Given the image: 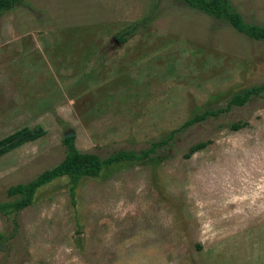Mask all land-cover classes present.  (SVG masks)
Here are the masks:
<instances>
[{
	"label": "rangeland",
	"instance_id": "rangeland-1",
	"mask_svg": "<svg viewBox=\"0 0 264 264\" xmlns=\"http://www.w3.org/2000/svg\"><path fill=\"white\" fill-rule=\"evenodd\" d=\"M228 1L264 25V0ZM258 85L264 42L180 0H24L0 16V139L46 134L0 157V202L64 159L66 134L100 158L139 152ZM74 200L60 178L0 215V264H264V96L83 178Z\"/></svg>",
	"mask_w": 264,
	"mask_h": 264
},
{
	"label": "trees",
	"instance_id": "trees-1",
	"mask_svg": "<svg viewBox=\"0 0 264 264\" xmlns=\"http://www.w3.org/2000/svg\"><path fill=\"white\" fill-rule=\"evenodd\" d=\"M24 0H0V16L9 10L15 9ZM189 8L202 12L216 20L228 23L233 29L240 34L253 39L255 41L264 42V25H253L246 23L237 12L233 11L228 0H180ZM142 26V24L134 23L121 33L114 36L117 44L124 45L129 38L134 36ZM94 56V55H93ZM264 96V85L252 86L230 96L227 105L218 110L204 109L201 112L193 114L180 127L184 130L197 124L205 122L209 118H216L224 112H228L232 107H243L251 99ZM246 126L245 124L232 123L228 128L231 131H239ZM179 130L171 131L166 138L151 142L145 149L139 152L133 150H119L111 153L105 158H100L92 153H81L74 146V136L62 139L65 149L64 159L52 167L37 175L34 179L26 183H18L8 187L6 196L13 199L0 202V215L4 217H13L19 212L32 205L37 191L52 182L66 178L68 181V193L74 204L76 190L83 178H96L104 169L115 164L125 161H145L150 159L158 149L167 147L171 144L174 135ZM46 132L40 126H24L11 134L0 139V157L9 152L23 146L26 143L34 142L43 136ZM210 141L198 142L193 145L185 159L191 158L195 153L205 149Z\"/></svg>",
	"mask_w": 264,
	"mask_h": 264
},
{
	"label": "water",
	"instance_id": "water-1",
	"mask_svg": "<svg viewBox=\"0 0 264 264\" xmlns=\"http://www.w3.org/2000/svg\"><path fill=\"white\" fill-rule=\"evenodd\" d=\"M115 43H117V41H115ZM72 136H74L72 133H69V134H66L65 136H64V138H67V137H72Z\"/></svg>",
	"mask_w": 264,
	"mask_h": 264
}]
</instances>
